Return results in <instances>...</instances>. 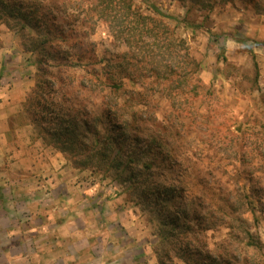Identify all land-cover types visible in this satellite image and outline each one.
Wrapping results in <instances>:
<instances>
[{
  "label": "rangeland",
  "instance_id": "1",
  "mask_svg": "<svg viewBox=\"0 0 264 264\" xmlns=\"http://www.w3.org/2000/svg\"><path fill=\"white\" fill-rule=\"evenodd\" d=\"M132 1L142 13L160 11L184 41L197 64V94L178 97L176 111L159 90L165 83L150 91L140 78L128 79L126 63L120 65L124 43L114 40L94 11L69 7L52 27L60 38L48 54L24 52L27 35L36 34L9 32L0 23V37L9 33L7 49L20 50L17 62L9 63L17 70L14 78L24 81L18 112L35 90L36 60L48 59L45 98L66 107L85 99L90 117L99 116L105 103L127 119L132 111L142 113L149 141L158 146L134 142L131 163H156L154 181L177 190L168 211L186 215L194 238L218 263L226 257L232 264L246 257L259 263L245 243L251 235L264 251V14L246 0ZM138 69L158 86L147 66ZM16 114L8 121L9 135L0 138V264H106L123 255L122 246L140 252L134 264H156L161 207L155 211L127 181L76 168L70 156L45 146L33 126H18ZM194 213L207 217V229L197 227Z\"/></svg>",
  "mask_w": 264,
  "mask_h": 264
},
{
  "label": "trees",
  "instance_id": "2",
  "mask_svg": "<svg viewBox=\"0 0 264 264\" xmlns=\"http://www.w3.org/2000/svg\"><path fill=\"white\" fill-rule=\"evenodd\" d=\"M195 1L205 4L202 3L204 0ZM85 2L86 0H0V23L9 32L24 33L28 30L29 35L32 31L36 34L31 35L32 37L27 35L30 38L29 45H24V52L48 54V49L60 38L52 29L57 26L59 13L65 12L69 7L94 11L97 18L107 25L114 40L124 43L127 50L122 54L123 61L120 65L126 63L122 67L128 79L137 82V78H140L142 85L150 91L159 89L165 83L159 90L166 95L170 106L176 111L181 109L182 104L178 97L183 94H197L195 89L198 82L195 83L194 79L197 64L189 57L184 41L178 39L162 20L165 16L160 11L152 8V14L142 13L132 0ZM246 2L256 13L264 14V0ZM141 64L147 66L149 76L155 79L158 86L153 82L147 83L149 77L144 76L138 69ZM35 65L38 68L35 90L26 98L24 111L15 116L18 126H33L37 138L45 146L70 156L76 168H90L95 173L102 172L103 177H110L120 183L127 181L129 189L133 192L136 190L140 199L149 201L148 204L153 205L155 211L160 206L159 230L154 233L158 238L154 246L156 264H232L229 257L220 259L218 263L216 257L196 241L194 227L187 222L186 215L180 217L176 212L168 211V204L173 203L171 197L175 196L177 190L171 187L172 184H159L154 181L152 168L157 169L156 163H131L134 160L131 157L134 154L131 149L132 146L134 148V142L140 144L146 141L150 147L158 146L152 143L153 140L149 141L152 135L145 132L148 122L142 120V113L132 111L130 119H127L126 114L118 115L114 105L105 103L100 107L99 116L90 117L92 110L85 99H81V103L72 101L70 107L49 100L42 92L45 88L44 76L49 74L48 59H38ZM254 67L257 78L256 63ZM92 75L95 77V74ZM140 136L145 139L141 141ZM159 142L164 143L163 138ZM123 151L127 154L125 158ZM138 187L141 188L140 192ZM210 216L211 214L208 218ZM191 219L197 227L205 225L203 230L210 224L203 214L194 213ZM248 238L245 249L253 251L262 260L258 263L246 257L241 264H264L262 243L251 235Z\"/></svg>",
  "mask_w": 264,
  "mask_h": 264
},
{
  "label": "crops",
  "instance_id": "3",
  "mask_svg": "<svg viewBox=\"0 0 264 264\" xmlns=\"http://www.w3.org/2000/svg\"><path fill=\"white\" fill-rule=\"evenodd\" d=\"M3 31L6 32V30ZM8 34L9 33L6 32L0 37V41H2V47L0 48V138L9 135L11 128L8 121L18 112V105L22 102L23 95L25 94L23 78L19 77L18 79H15L13 74L17 70H14L13 67L9 66V63L13 64L14 61L17 60V56L20 55V50L7 49L6 36H8ZM9 68H11V70ZM2 151L3 145L0 139V155L2 154ZM120 250L123 255L112 257L113 259L106 261V264H124V259L127 258V255L130 258V264H134V259L140 254V252L138 253V251L133 249H131V254L127 253L126 251L128 250L123 249V246Z\"/></svg>",
  "mask_w": 264,
  "mask_h": 264
}]
</instances>
